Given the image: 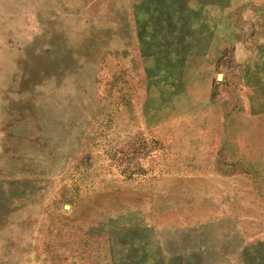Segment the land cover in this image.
<instances>
[{
	"label": "rangeland",
	"instance_id": "obj_1",
	"mask_svg": "<svg viewBox=\"0 0 264 264\" xmlns=\"http://www.w3.org/2000/svg\"><path fill=\"white\" fill-rule=\"evenodd\" d=\"M0 264H264V0H0Z\"/></svg>",
	"mask_w": 264,
	"mask_h": 264
}]
</instances>
